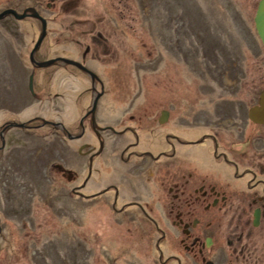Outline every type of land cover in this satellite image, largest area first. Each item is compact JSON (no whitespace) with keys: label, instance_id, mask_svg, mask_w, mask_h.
<instances>
[{"label":"rangeland","instance_id":"obj_1","mask_svg":"<svg viewBox=\"0 0 264 264\" xmlns=\"http://www.w3.org/2000/svg\"><path fill=\"white\" fill-rule=\"evenodd\" d=\"M256 2L0 0V10L35 6L46 22L35 58L80 61L103 85L94 113L98 124H140L147 135L153 133L149 128L158 130L161 105L170 109L167 123L183 117V130L188 118L201 116L207 91L198 87L202 79H236L237 87H242L238 79L247 80L248 92L264 84V47L252 21ZM38 32L34 17H0V264H177L165 257L170 253L180 264H264V212L252 224L251 211L199 206L194 213L199 220L189 232L197 246L206 236L210 241L201 251L206 259L193 261L185 249L189 239L173 241L184 234L170 223L173 214L158 211V224L169 237L160 243L159 261L157 233L146 221L113 211L110 193L83 198L71 191L85 175L95 138L86 128L83 138L69 139L40 118L75 131L89 102V78L68 63L31 65L29 50ZM173 79H181L179 90ZM209 91L215 99L229 94L217 83ZM27 120L35 126L11 123ZM143 134L140 139L151 140ZM102 136L103 152L93 160L88 183L77 186L81 192L112 183L114 166L130 164L110 147L116 136L107 130ZM84 140L93 144L86 152L78 150Z\"/></svg>","mask_w":264,"mask_h":264},{"label":"flooded vegetation","instance_id":"obj_2","mask_svg":"<svg viewBox=\"0 0 264 264\" xmlns=\"http://www.w3.org/2000/svg\"><path fill=\"white\" fill-rule=\"evenodd\" d=\"M37 21L39 22L38 19ZM37 49L38 47L32 53L34 59ZM56 62L58 61L52 63ZM31 65L35 66L33 62ZM83 73L86 74L84 71ZM87 77L89 102L79 116L75 131L67 130L68 128L59 121L40 118V123L57 127L67 138L76 140L83 138L84 130L89 129L91 136L95 138L96 146L86 154L85 175L71 191L83 198L103 197L110 193V206L113 211L124 214L132 212L137 214L141 221H146L157 233L154 247L159 261H162L163 255L160 243L169 237L167 238L158 224L160 223L158 211L160 215L166 211L173 214L174 218L169 220L170 223L184 233L173 241L182 244L183 239L184 241L186 238L189 239L185 249L190 250L189 256L193 261L206 259L201 251L210 241L206 236L197 246L195 235L189 232L199 220L194 214L199 206L203 211L211 212L251 211V223L254 211H257L258 217L264 212V84L248 92L247 80L238 79L241 80L242 87H237L233 84L236 79H202V83L198 82V87L202 89L204 87L207 91L204 92L206 99L199 109L201 116L197 114V118H188L187 126L184 127L186 129L183 130V117H176L173 124L167 123L171 112L167 106L161 105L156 119L158 130L150 129L148 126L149 132L153 131V140L151 133L147 135L141 133L143 125L138 127L140 124H125L121 127L108 123L98 124L94 113L97 101L103 94V85L97 75L92 79L88 75ZM180 80L173 79L178 90L179 86L181 87ZM262 80L264 82V79ZM164 83L166 84L165 81ZM216 83L219 88L228 91L226 97L215 99L209 91L216 89ZM242 92L243 96L238 95ZM94 97L95 104L91 112L90 105ZM166 97L167 93L163 90L164 103ZM189 109L190 107L186 110ZM194 110L198 112L197 107ZM30 120L18 122H23L25 127L35 126L28 123ZM6 124H2V130ZM105 130L116 136L110 147L117 151L119 160L130 164L124 169L122 165L114 166L112 183L91 192H81L77 186L84 187L88 183L93 160L103 152L106 140L103 139L102 131ZM141 134L145 136L144 138L151 139L144 140L148 144L140 139ZM122 137H130L131 140L118 139ZM87 143L85 140L82 141L78 150L86 152L93 147V144ZM122 189L124 190L121 192ZM183 209L189 219H183L181 213ZM165 257L180 264V258L173 253Z\"/></svg>","mask_w":264,"mask_h":264},{"label":"water","instance_id":"obj_3","mask_svg":"<svg viewBox=\"0 0 264 264\" xmlns=\"http://www.w3.org/2000/svg\"><path fill=\"white\" fill-rule=\"evenodd\" d=\"M6 14H11L14 18H21L24 16H31L34 18H37L40 22L39 26V32L37 34V37L35 38V41L30 49L29 53V60L33 62L36 66H43V65H48L51 64L54 61H60L61 63H68L76 66L77 68L82 69L86 74L92 79L93 76L96 77V74L84 66L80 61L67 58V57H62L60 55L54 56V57H48L43 60H36L33 58L32 53L33 51L38 47L42 37L45 34V18L38 13V11L35 9L34 6H25L23 7L20 11L15 10L14 8L11 7H6L0 10V17L6 15ZM252 21H253V27L255 30L256 35L258 36L260 43L264 47V0H257L255 9L253 12L252 16ZM30 77V76H29ZM95 104V97L92 98L91 105H90V110L91 112L93 111ZM43 123V121H42ZM13 125L16 126H23V122H13ZM253 217H252V224H256L258 220V213L257 211L253 212Z\"/></svg>","mask_w":264,"mask_h":264}]
</instances>
